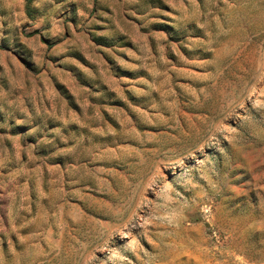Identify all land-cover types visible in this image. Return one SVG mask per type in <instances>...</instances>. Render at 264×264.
Returning a JSON list of instances; mask_svg holds the SVG:
<instances>
[{
	"label": "rangeland",
	"instance_id": "rangeland-1",
	"mask_svg": "<svg viewBox=\"0 0 264 264\" xmlns=\"http://www.w3.org/2000/svg\"><path fill=\"white\" fill-rule=\"evenodd\" d=\"M0 0V264H264V0Z\"/></svg>",
	"mask_w": 264,
	"mask_h": 264
},
{
	"label": "trees",
	"instance_id": "trees-1",
	"mask_svg": "<svg viewBox=\"0 0 264 264\" xmlns=\"http://www.w3.org/2000/svg\"><path fill=\"white\" fill-rule=\"evenodd\" d=\"M32 1H33V0H28V1H27V15H28V16L31 15L30 5H31Z\"/></svg>",
	"mask_w": 264,
	"mask_h": 264
}]
</instances>
